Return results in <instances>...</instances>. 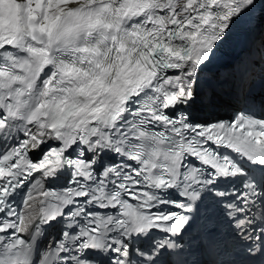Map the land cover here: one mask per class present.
<instances>
[{"label": "snow or ice", "instance_id": "obj_1", "mask_svg": "<svg viewBox=\"0 0 264 264\" xmlns=\"http://www.w3.org/2000/svg\"><path fill=\"white\" fill-rule=\"evenodd\" d=\"M255 2L0 0V264H160L206 197L264 257V109L197 114Z\"/></svg>", "mask_w": 264, "mask_h": 264}, {"label": "bare ground", "instance_id": "obj_2", "mask_svg": "<svg viewBox=\"0 0 264 264\" xmlns=\"http://www.w3.org/2000/svg\"><path fill=\"white\" fill-rule=\"evenodd\" d=\"M264 0H256L255 2V8L259 6V8L262 7V12L261 14L264 13ZM254 8V9H255ZM249 17H251V15H249ZM258 30H257V35L260 33V23L257 25ZM255 36L254 40L256 41V37ZM246 47H243L241 50V53L245 52ZM260 49L264 50V41H261V45H260ZM247 56V55H246ZM238 59V60H237ZM259 60H256L255 58H251V57H247V58H240L237 56L236 60L234 61V63H232L231 65L228 64V67L226 68V70L221 71L224 72V76L223 74L221 76H223L222 80H227L230 78V74H232L235 77H238L239 73L244 74L245 76L242 78V82L245 83L246 79L248 80L250 78V74H251V70L253 69V66L255 65V63H257V61H264V58L259 57ZM239 72V73H234V72ZM225 72H230V73H225ZM249 73V74H248ZM222 91H227L225 88H221ZM227 94V92H226ZM228 96V95H227ZM226 97V96H225ZM226 104V103H224ZM224 104H221L219 106H224Z\"/></svg>", "mask_w": 264, "mask_h": 264}, {"label": "rangeland", "instance_id": "obj_3", "mask_svg": "<svg viewBox=\"0 0 264 264\" xmlns=\"http://www.w3.org/2000/svg\"><path fill=\"white\" fill-rule=\"evenodd\" d=\"M261 32H262V34H264V27L262 28V30H261ZM252 72H253V70L251 71V74H252ZM238 81H236V83H237ZM233 104H235V103H233ZM225 105H227V104H225ZM231 105H232V103H231ZM235 106V105H234ZM236 106H237V104H236ZM232 108H234V107H232Z\"/></svg>", "mask_w": 264, "mask_h": 264}]
</instances>
